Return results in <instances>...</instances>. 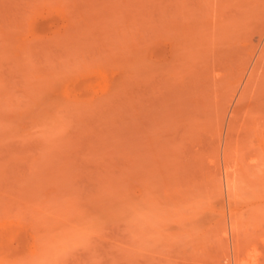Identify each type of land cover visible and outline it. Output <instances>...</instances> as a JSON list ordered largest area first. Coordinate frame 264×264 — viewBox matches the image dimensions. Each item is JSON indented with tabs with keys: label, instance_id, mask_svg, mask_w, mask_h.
Instances as JSON below:
<instances>
[{
	"label": "rangeland",
	"instance_id": "374dc122",
	"mask_svg": "<svg viewBox=\"0 0 264 264\" xmlns=\"http://www.w3.org/2000/svg\"><path fill=\"white\" fill-rule=\"evenodd\" d=\"M0 264H264V0H0Z\"/></svg>",
	"mask_w": 264,
	"mask_h": 264
}]
</instances>
